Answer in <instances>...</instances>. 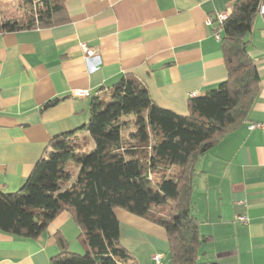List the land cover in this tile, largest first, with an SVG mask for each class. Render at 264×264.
<instances>
[{
    "label": "crops",
    "instance_id": "0c3cea01",
    "mask_svg": "<svg viewBox=\"0 0 264 264\" xmlns=\"http://www.w3.org/2000/svg\"><path fill=\"white\" fill-rule=\"evenodd\" d=\"M235 2L66 0L69 22L0 31V191H18L52 139L86 124L91 99L126 75L143 83L159 106L188 114L192 93L204 95L227 78L222 40L208 18L232 12ZM250 38L259 96L246 120L195 165L194 211L201 234L211 237L201 246L202 260L218 264H264L262 14ZM77 89L91 96H73ZM116 214L121 242L139 264H154L157 253L170 264L164 227L121 208ZM80 233L67 211L38 238L0 231V264H52L65 249L84 252Z\"/></svg>",
    "mask_w": 264,
    "mask_h": 264
},
{
    "label": "trees",
    "instance_id": "16d2710c",
    "mask_svg": "<svg viewBox=\"0 0 264 264\" xmlns=\"http://www.w3.org/2000/svg\"><path fill=\"white\" fill-rule=\"evenodd\" d=\"M31 1L35 14L24 21L5 20L0 11V31L69 22L66 0ZM261 5L264 0H236L224 23L214 25L222 29L228 75L191 96L188 114L156 104L131 75L94 96L88 122L54 137L18 191H0V231L38 238L67 211L86 249H65L52 264H139L120 239L121 208L165 228L170 264H218L202 260L201 246L211 237L201 234L194 211L195 165L246 120L259 96L262 81L249 44ZM129 114L135 130L123 135Z\"/></svg>",
    "mask_w": 264,
    "mask_h": 264
},
{
    "label": "rangeland",
    "instance_id": "374dc122",
    "mask_svg": "<svg viewBox=\"0 0 264 264\" xmlns=\"http://www.w3.org/2000/svg\"><path fill=\"white\" fill-rule=\"evenodd\" d=\"M35 7L36 5L32 3L31 0H0L1 17L5 20L24 21L35 14ZM124 119L129 122V124L126 125L123 135L129 134V132H134V115H126ZM75 248H77L76 245L74 246V248L72 247V250H75Z\"/></svg>",
    "mask_w": 264,
    "mask_h": 264
},
{
    "label": "built area",
    "instance_id": "2783aa9c",
    "mask_svg": "<svg viewBox=\"0 0 264 264\" xmlns=\"http://www.w3.org/2000/svg\"><path fill=\"white\" fill-rule=\"evenodd\" d=\"M260 12H261V14H264V5H261V11ZM231 13L232 12H230V13H228V12L222 13L221 12V13H216L215 16H209L208 23L211 24L212 26H214L215 24L221 25L222 23H224V21L229 17V15ZM214 37L218 40L222 39V29L221 28H219L218 30H216L214 32ZM85 52L87 54L91 53L86 45H85ZM197 94L198 93H192L191 96H195ZM73 96L79 97V98H87V97L91 96V93L87 89H77L73 92ZM257 126H259V125L253 124L251 126V128H255ZM238 219L241 222L248 223V216L247 215H239ZM163 258H164L163 254H160V253L155 254L153 257L154 264H163Z\"/></svg>",
    "mask_w": 264,
    "mask_h": 264
}]
</instances>
